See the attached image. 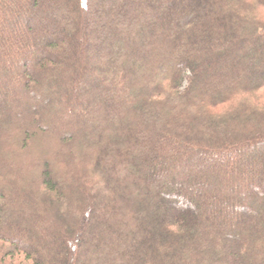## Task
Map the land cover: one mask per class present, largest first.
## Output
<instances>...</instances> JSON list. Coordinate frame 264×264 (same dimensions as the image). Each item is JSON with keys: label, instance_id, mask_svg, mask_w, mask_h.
<instances>
[{"label": "trees", "instance_id": "16d2710c", "mask_svg": "<svg viewBox=\"0 0 264 264\" xmlns=\"http://www.w3.org/2000/svg\"><path fill=\"white\" fill-rule=\"evenodd\" d=\"M0 264H264V0H0Z\"/></svg>", "mask_w": 264, "mask_h": 264}]
</instances>
